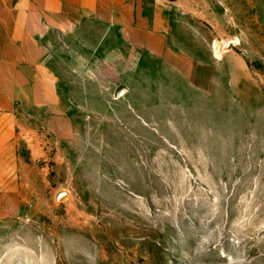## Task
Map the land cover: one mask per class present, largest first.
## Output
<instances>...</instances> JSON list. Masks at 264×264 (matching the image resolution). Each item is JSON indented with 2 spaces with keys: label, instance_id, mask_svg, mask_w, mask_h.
I'll list each match as a JSON object with an SVG mask.
<instances>
[{
  "label": "rangeland",
  "instance_id": "374dc122",
  "mask_svg": "<svg viewBox=\"0 0 264 264\" xmlns=\"http://www.w3.org/2000/svg\"><path fill=\"white\" fill-rule=\"evenodd\" d=\"M135 2L165 56L96 18L43 39L57 102L15 106L0 264H264V0Z\"/></svg>",
  "mask_w": 264,
  "mask_h": 264
},
{
  "label": "crops",
  "instance_id": "0c3cea01",
  "mask_svg": "<svg viewBox=\"0 0 264 264\" xmlns=\"http://www.w3.org/2000/svg\"><path fill=\"white\" fill-rule=\"evenodd\" d=\"M93 18L106 24V37L144 32V43L155 56L167 53L159 24L136 10L135 0H0V155L16 139L13 121L19 99L36 90L34 97L49 93L57 102L53 89L45 85L52 82L45 36L51 29L76 33Z\"/></svg>",
  "mask_w": 264,
  "mask_h": 264
}]
</instances>
